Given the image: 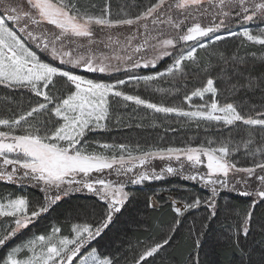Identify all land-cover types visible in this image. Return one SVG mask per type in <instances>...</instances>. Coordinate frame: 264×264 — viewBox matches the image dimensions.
I'll list each match as a JSON object with an SVG mask.
<instances>
[{"label": "snow or ice", "instance_id": "obj_1", "mask_svg": "<svg viewBox=\"0 0 264 264\" xmlns=\"http://www.w3.org/2000/svg\"><path fill=\"white\" fill-rule=\"evenodd\" d=\"M261 24L264 0H148L132 14L123 7L114 14L111 0H0V182L40 194H0V264H154L190 218L191 248L183 264H202L211 222L222 212L233 220L224 239L243 264H264V220L256 217L264 208V75L253 76L245 57L217 51L233 37L264 51ZM214 58L234 69L226 89L217 83L224 77L210 73ZM258 59L264 63V54ZM141 89L182 97L153 102ZM257 91L260 104L221 99L222 92ZM149 115L153 128L158 120L168 124L166 131L177 130L173 123H194L206 132L215 129L216 138L155 147L103 138L143 128ZM240 128L246 138L232 135ZM237 153L251 162L242 164ZM157 160L163 162L158 171ZM170 176L207 194L171 197V223L159 238L130 245V257L100 252L99 241L133 202L129 185ZM232 194L250 198L247 208L233 207ZM77 195L95 198L90 207L81 206L87 218L73 219L67 231L54 224L10 243ZM147 207L155 212L160 205L148 196ZM257 229L258 248L248 244Z\"/></svg>", "mask_w": 264, "mask_h": 264}, {"label": "trees", "instance_id": "obj_2", "mask_svg": "<svg viewBox=\"0 0 264 264\" xmlns=\"http://www.w3.org/2000/svg\"><path fill=\"white\" fill-rule=\"evenodd\" d=\"M97 1V0H96ZM103 3L104 0H98ZM113 13L115 14L119 11L120 7H123L125 12L132 14L138 10V6L146 4L148 0H111ZM261 24L260 27H263ZM241 38H230L228 40L222 41L217 46V51L224 52L226 55L231 56L233 53L245 57L249 64L247 68L251 70L253 76L264 75V63H261L258 57L264 54L260 46L240 45ZM255 52L257 59L253 63V57L251 53ZM202 60H206L203 50L201 51ZM169 62L168 58L161 62L158 66L163 68ZM243 67V66H241ZM144 73L155 71V69H143ZM191 72H196L198 69H190ZM210 73L213 76L224 77V80H217L218 86L223 90L227 88V78L234 75V69L231 64H221L213 59V65L210 68ZM98 76V75H96ZM104 79H111V77H100ZM197 80L194 78L189 81V86L196 84ZM160 87L167 88L169 84L162 83ZM4 90L0 89V93ZM131 91V89H129ZM141 94L153 102H161L166 100L171 102L173 100L179 102L182 97V93L179 96H167L166 94L155 93L151 90L141 89ZM227 96L228 101H245L252 104H260L262 100V94L260 92L247 93L241 92L236 96L229 95L227 92H222L221 99ZM125 112H130L131 110H124ZM142 113L147 110H140ZM152 116L149 115L146 119L141 121L144 124L143 128L140 129H125L122 131H114L110 134H106L103 138L107 142H113L111 139L114 138L116 142H127L132 146L139 144L141 147H155V146H181L184 143L192 142L193 144L203 142L205 139H215L216 131L215 129H210L205 131L204 127L199 128L196 125L189 124L187 126H181L177 123H173L171 126L175 127L176 131H166L168 127L167 123L163 121H157L160 125L153 128L151 126ZM237 133L232 135L236 136L237 139L241 137L246 138V133L243 128L237 130ZM100 138V137H98ZM259 139V138H257ZM243 149L241 150V152ZM242 164L246 162H251V157H244L241 153H237ZM158 161V160H157ZM163 162H157V171ZM143 189H130L136 195L133 198V202L126 206V209L119 218L116 219L107 234L99 241L98 248L100 252H111L118 255H129L131 256L130 245L135 246L137 240H147L148 238H159L163 231L166 230L165 226L171 223L172 213L168 207L170 198L177 195H182L186 193H196L201 196L207 194L206 190L202 189L199 185L184 180L179 176L166 177L161 181H153L151 183L145 182ZM23 192L25 195H29L32 198L38 197L40 194L35 189H19L15 185L5 184L0 182V194L5 193H19ZM231 200L233 207L240 210H244L248 206L250 198L234 196ZM153 196L157 199L160 207L157 211H153L151 208L147 207V197ZM95 201L94 197L88 195H77L75 197L69 198L66 202H62V206L56 211L52 212L50 216L47 217L43 222L39 224L38 227L31 228V231L25 230L27 235H22L20 237L30 236L32 233H42L45 230L50 229L54 224L62 225L64 230L67 231L70 226V221L73 219H79L84 217L81 211V206L90 207ZM223 203V201H221ZM200 214L195 217L197 222L202 219L203 211L199 210ZM257 222L264 220V208L258 207L256 210ZM87 218V217H84ZM192 223L190 218L184 228L180 231L177 236L176 244L173 248L168 251H163L159 258L154 261V264H183L187 256L188 250L191 248V240L188 239L187 227ZM233 220L230 214L221 213L219 217L211 222V230L207 235L206 243L201 251V261L202 264H243L244 257L241 253L230 246V243L224 239L228 233V229L232 226ZM262 238V234L257 229L252 234V240L248 242L250 246L259 247V241ZM253 241L256 243L253 244ZM15 242L14 240L10 242L11 244ZM4 251L0 250V256H3ZM254 259H259V254L253 257Z\"/></svg>", "mask_w": 264, "mask_h": 264}, {"label": "rangeland", "instance_id": "obj_3", "mask_svg": "<svg viewBox=\"0 0 264 264\" xmlns=\"http://www.w3.org/2000/svg\"><path fill=\"white\" fill-rule=\"evenodd\" d=\"M96 3L99 5V4H102V3H100L98 0L96 1ZM249 27H252L253 29H255L256 28V25L255 24H252V25H248ZM264 27V26H263ZM233 38H237V37H233ZM45 59H47L46 57H45ZM85 75H87V76H89L90 78H93V77H95L96 75H99V74H91V73H88V74H85ZM107 77V76H106ZM102 79H104V78H102ZM105 80H107V79H105ZM111 141H114V138L113 139H111ZM240 161H243V160H240ZM157 162H161V161H153V164L156 166V163ZM143 186H145V185H138V186H131V185H129V188L130 189H143L142 187ZM132 191V190H131ZM31 236V235H30ZM29 236H27V237H20V238H15L14 239V241L15 242H13L12 244H17V243H20L22 240H24V239H27ZM3 255H5V252L3 253Z\"/></svg>", "mask_w": 264, "mask_h": 264}]
</instances>
